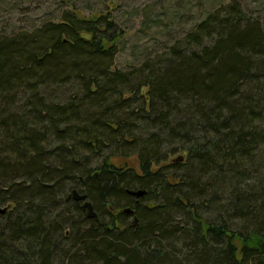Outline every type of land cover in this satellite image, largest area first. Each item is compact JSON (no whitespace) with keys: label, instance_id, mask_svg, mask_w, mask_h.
<instances>
[{"label":"trees","instance_id":"16d2710c","mask_svg":"<svg viewBox=\"0 0 264 264\" xmlns=\"http://www.w3.org/2000/svg\"><path fill=\"white\" fill-rule=\"evenodd\" d=\"M71 10L0 39V264H264L260 20L233 1L121 71L114 10Z\"/></svg>","mask_w":264,"mask_h":264},{"label":"rangeland","instance_id":"374dc122","mask_svg":"<svg viewBox=\"0 0 264 264\" xmlns=\"http://www.w3.org/2000/svg\"><path fill=\"white\" fill-rule=\"evenodd\" d=\"M233 1L240 3L264 27V0H0V39L26 35L43 26L57 24L68 12H73L70 11L72 7L80 18L92 14L101 16L113 9L112 17L119 20L118 27L125 34L116 44L114 68L123 71L161 57L203 16ZM66 97H61V101H67ZM112 162L116 167L140 171L136 157L113 159ZM1 209H7L6 213L11 210L3 206Z\"/></svg>","mask_w":264,"mask_h":264},{"label":"water","instance_id":"95a60500","mask_svg":"<svg viewBox=\"0 0 264 264\" xmlns=\"http://www.w3.org/2000/svg\"><path fill=\"white\" fill-rule=\"evenodd\" d=\"M143 194H144V193L137 194V196H142ZM73 196H74V199H75L76 201H83V202H86V203H84V205H83V209L89 213V216H90V217H92V218H96V214H95V212H94V208H93V206H92L91 203H89L88 201H86V199H87L86 196H80L79 193H78L77 191H74V192H73ZM6 212H7V209L2 210V209L0 208V214H5ZM125 214L130 215V216H134V211H132L131 209H127V210H125ZM137 222H138V220L135 219V220H134V224L137 225Z\"/></svg>","mask_w":264,"mask_h":264},{"label":"flooded vegetation","instance_id":"af4514ba","mask_svg":"<svg viewBox=\"0 0 264 264\" xmlns=\"http://www.w3.org/2000/svg\"><path fill=\"white\" fill-rule=\"evenodd\" d=\"M130 216V215H129Z\"/></svg>","mask_w":264,"mask_h":264}]
</instances>
